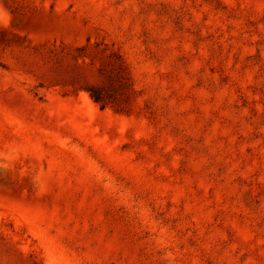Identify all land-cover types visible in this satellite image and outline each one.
<instances>
[{
    "label": "rangeland",
    "instance_id": "rangeland-1",
    "mask_svg": "<svg viewBox=\"0 0 264 264\" xmlns=\"http://www.w3.org/2000/svg\"><path fill=\"white\" fill-rule=\"evenodd\" d=\"M0 264H264V0H0Z\"/></svg>",
    "mask_w": 264,
    "mask_h": 264
},
{
    "label": "trees",
    "instance_id": "trees-1",
    "mask_svg": "<svg viewBox=\"0 0 264 264\" xmlns=\"http://www.w3.org/2000/svg\"><path fill=\"white\" fill-rule=\"evenodd\" d=\"M85 49H81L80 51H84ZM115 67L118 70V75L120 74V78L125 81L124 88L126 90L124 99L122 101H117L114 98V93L109 88V86H86L85 90L89 94L90 98L97 104L100 105L101 108L112 107L115 108L119 112H130L131 109L129 107L131 104L132 95L135 94L133 85L131 83L130 73L127 66L124 62L115 63ZM134 98H132V101Z\"/></svg>",
    "mask_w": 264,
    "mask_h": 264
},
{
    "label": "bare ground",
    "instance_id": "bare-ground-1",
    "mask_svg": "<svg viewBox=\"0 0 264 264\" xmlns=\"http://www.w3.org/2000/svg\"><path fill=\"white\" fill-rule=\"evenodd\" d=\"M91 101V100H90ZM89 100H88V103L90 104L91 102H90ZM91 105V104H90Z\"/></svg>",
    "mask_w": 264,
    "mask_h": 264
}]
</instances>
